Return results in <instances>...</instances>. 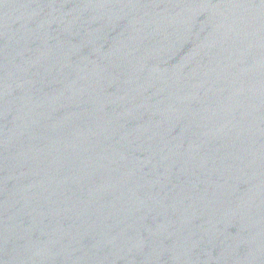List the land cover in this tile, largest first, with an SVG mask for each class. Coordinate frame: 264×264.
<instances>
[{"label": "water", "instance_id": "1", "mask_svg": "<svg viewBox=\"0 0 264 264\" xmlns=\"http://www.w3.org/2000/svg\"><path fill=\"white\" fill-rule=\"evenodd\" d=\"M0 264H264V0H0Z\"/></svg>", "mask_w": 264, "mask_h": 264}]
</instances>
